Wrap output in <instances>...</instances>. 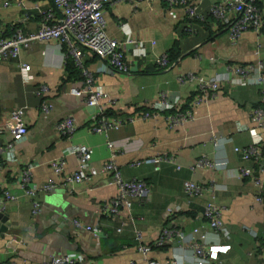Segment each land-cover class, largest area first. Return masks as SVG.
<instances>
[{"label": "crops", "instance_id": "crops-1", "mask_svg": "<svg viewBox=\"0 0 264 264\" xmlns=\"http://www.w3.org/2000/svg\"><path fill=\"white\" fill-rule=\"evenodd\" d=\"M231 1L189 0L198 5L201 17L194 36L185 32L186 8L163 0H115L106 6L105 33L122 43L132 60L128 76L110 70L90 51L84 52V70L72 75L53 39L32 43L17 60L1 59L0 126L13 109L26 107L29 134L17 146L15 159H3L0 166V264H47L55 258L74 259L76 264H194L190 241L196 229L210 244L229 246L213 264H264V194L259 201L254 179L240 176L241 170L251 168L253 177L264 184V172L259 170L264 168V127L253 119L255 109L264 105L260 89L233 73L251 67V76L264 77V0H255L262 25L245 29L237 40L210 14L214 4ZM53 7L51 0H0V33L11 24L26 34L36 32L41 12ZM174 47L178 58L170 63L167 53ZM164 57L169 67L162 69L159 62ZM20 65L30 67L32 82L24 78ZM85 71L93 80L91 86ZM212 80L217 91H202L199 85ZM89 86L103 94L99 107L108 120L122 121L119 129L105 135L90 129L98 110L73 93L88 91ZM40 87L45 88L41 95ZM199 94L201 101L192 107ZM162 95L175 109L167 110ZM43 100L49 103L47 112L41 107ZM170 111L187 116L173 125ZM67 118L76 128L70 139L57 132ZM9 140L0 131V145ZM75 146L93 151L89 179L67 186L51 163L64 158L65 174L75 172L78 159L70 154ZM250 149L255 153L245 160ZM112 152L124 181L142 180L150 189L147 202L134 198L132 210L122 205L117 215L109 211L119 190L112 174L104 170ZM156 156L168 158L158 169L153 164L131 166ZM26 164L33 166L38 214L33 213L34 199L17 185ZM50 182L54 188L44 190ZM186 182L197 184L200 193L191 197ZM5 191L17 200L6 199ZM169 205L180 211L167 223L163 212ZM210 207L220 210L229 238L209 226L205 216ZM167 224L184 238H166L158 246ZM86 226L99 227L100 236Z\"/></svg>", "mask_w": 264, "mask_h": 264}, {"label": "built area", "instance_id": "built-area-1", "mask_svg": "<svg viewBox=\"0 0 264 264\" xmlns=\"http://www.w3.org/2000/svg\"><path fill=\"white\" fill-rule=\"evenodd\" d=\"M54 7L42 11L41 27L33 33L26 34L19 29L12 31L10 35H7L2 31L0 33V62L1 59L9 58L11 60H17L23 50L28 48L32 43L36 41H47L53 39L57 42L56 47L62 51V59L67 60L71 58L74 60L76 66L83 69V56L85 51H90L96 54L100 60H102L106 67L110 70L128 76L133 71L134 65L132 60L127 57L126 51L123 48V44L119 43L115 39L107 37L105 33L106 22L102 15V10L108 6L113 5L115 0H51ZM171 7H183L186 8V22L185 32L194 36L197 33L196 26L198 20L201 18L198 13V5L189 0H163ZM210 14L214 20L220 26L228 29L231 33V38L237 40L241 33L250 26L262 25L261 14L256 6L255 0H232L231 3L218 2L211 8ZM6 34V35H5ZM65 48V51L63 50ZM24 78L31 80L29 75L30 67L27 65H20ZM159 66L162 69L168 68V60L166 57L162 58L159 62ZM252 68H236L234 74L241 77L247 84L255 85L260 89L261 98L260 103L264 105V77L257 73L255 76H251ZM232 72V71H231ZM85 77L88 78L87 82L91 86L93 83L92 78L84 72ZM218 76L215 80L220 79ZM89 86L88 91L73 90V93L77 96H83L87 99V105L94 108L97 113L94 114L95 121L91 125V130L95 134L105 135L111 130H117L121 127L122 121L117 120L111 122L106 117L105 112L99 107V102L103 98V94L100 91H94ZM200 88L204 91L206 88H210L212 91H217V84L212 80L211 83H201ZM45 91L44 87H40L38 94L41 95ZM162 103L167 107V110L175 109L174 103L162 95ZM201 101L200 94L193 99L191 106L194 107ZM42 109L47 112L50 108L48 101L43 100L41 104ZM154 110H156L154 108ZM254 122L259 127H264V109H255ZM27 108L17 107L10 112L7 120L0 126V131L11 137L5 145H0V166L2 160L12 161L15 159V152L17 146L26 141L28 137V128L25 123ZM176 112L168 117L171 124L182 123L187 114H179ZM155 117L160 116L155 113ZM76 128L73 126V120L67 118L60 122L57 126V132L61 137L72 138L75 134ZM254 134V131H251ZM113 146L111 144L109 147ZM252 149L244 154V158L250 159ZM70 154L74 155L78 159V168L71 174H65V160L64 158H57L52 161L51 169L57 176L63 177V183L67 186H77L89 179V170L91 168V161L93 158V151L86 146H75L70 150ZM116 153L112 152L111 158L105 163L104 170L111 173L114 179V184L119 190V196L112 201L113 208L109 211L112 215H117L119 208L123 205L126 206L128 211L132 210L133 199L136 198L140 201L147 202L149 196V186L142 180H134L126 182L122 179L118 166L115 163ZM168 158H162L160 156L146 158L144 160L136 161L131 166L138 167L141 165L153 164L156 169L162 162L167 161ZM264 166V165H262ZM32 165H24L22 175L17 183L19 188L24 194L33 201V213L38 214L40 204L37 200L38 187L32 180ZM261 172H264L263 167H259ZM253 169L241 170V177H252L254 184L259 192V201L263 198L264 184L260 178L253 177ZM54 188L53 182L44 186V190L51 191ZM185 189L187 193L194 197L200 193V188L193 182H186ZM4 195L6 199L10 201H16L17 197L12 195L10 191H5ZM180 208L176 205H169L164 209L163 218L169 223L170 220L175 218L179 213ZM209 226L218 234L223 235L225 238L230 237L229 230L224 226L221 221V212L219 209L210 207L206 211V216ZM76 227L81 225L75 221ZM87 231L94 234L95 237H99L101 230L99 227L86 226ZM215 233V234H216ZM217 235V234H216ZM179 236L184 238V234L179 232L177 228L167 224L165 228L161 230L160 238L157 241L158 246L164 244V239L172 240L174 237ZM138 239L141 240V236L138 234ZM190 247L194 252V264H213L217 260L218 254L222 251H227L229 246H216L210 244L207 237L196 229L193 231V236L190 241ZM146 250V247L142 248ZM264 256V252H263ZM2 264H15V263H2ZM47 264H76L74 259L69 258H55ZM149 264H157L154 261H150Z\"/></svg>", "mask_w": 264, "mask_h": 264}, {"label": "trees", "instance_id": "trees-1", "mask_svg": "<svg viewBox=\"0 0 264 264\" xmlns=\"http://www.w3.org/2000/svg\"><path fill=\"white\" fill-rule=\"evenodd\" d=\"M212 20L214 21L213 18H212ZM16 27L17 26H15V24L7 25L6 26V30H7V32L9 34H11L12 31H14L13 29H16ZM177 49H178L177 47H174L173 50H171L170 52L167 53V58L169 59L170 63H172L173 61L177 60V58H178L177 52H179V50H177ZM65 64H66L67 71H69V72L71 71L72 72L71 73L72 75L74 74L75 76H77L78 74H80L81 71L75 65V62H74L73 59L68 58L67 60H65ZM171 112L172 111L169 112V115L171 114Z\"/></svg>", "mask_w": 264, "mask_h": 264}, {"label": "water", "instance_id": "water-1", "mask_svg": "<svg viewBox=\"0 0 264 264\" xmlns=\"http://www.w3.org/2000/svg\"><path fill=\"white\" fill-rule=\"evenodd\" d=\"M3 229H5V228H3Z\"/></svg>", "mask_w": 264, "mask_h": 264}]
</instances>
